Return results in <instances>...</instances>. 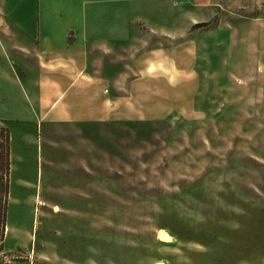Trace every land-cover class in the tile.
I'll return each instance as SVG.
<instances>
[{"label":"rangeland","instance_id":"obj_1","mask_svg":"<svg viewBox=\"0 0 264 264\" xmlns=\"http://www.w3.org/2000/svg\"><path fill=\"white\" fill-rule=\"evenodd\" d=\"M187 6L203 20L163 45L170 80L123 88L116 121L50 136L72 152L46 126L26 146L7 128L0 264H264V0Z\"/></svg>","mask_w":264,"mask_h":264},{"label":"crops","instance_id":"obj_2","mask_svg":"<svg viewBox=\"0 0 264 264\" xmlns=\"http://www.w3.org/2000/svg\"><path fill=\"white\" fill-rule=\"evenodd\" d=\"M187 2L0 0V123L10 130L19 124L23 146L46 126L49 148L69 154L71 143L52 148L50 136L116 121L132 101L123 88L153 73L170 80L163 45L203 20ZM9 264L33 263L27 257Z\"/></svg>","mask_w":264,"mask_h":264},{"label":"trees","instance_id":"obj_3","mask_svg":"<svg viewBox=\"0 0 264 264\" xmlns=\"http://www.w3.org/2000/svg\"><path fill=\"white\" fill-rule=\"evenodd\" d=\"M10 170V134L6 127H0V252L4 244L6 227V205Z\"/></svg>","mask_w":264,"mask_h":264}]
</instances>
